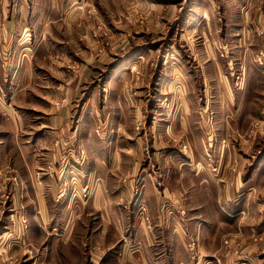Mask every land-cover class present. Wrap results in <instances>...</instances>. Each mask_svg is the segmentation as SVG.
<instances>
[{
  "label": "rangeland",
  "instance_id": "1",
  "mask_svg": "<svg viewBox=\"0 0 264 264\" xmlns=\"http://www.w3.org/2000/svg\"><path fill=\"white\" fill-rule=\"evenodd\" d=\"M15 1L21 13L19 6L27 0H0V39L1 24L9 18ZM54 1L60 5L55 18H61L52 28L53 40L38 47L39 53L50 54L33 59L40 85L61 82L66 88L69 84L76 98L73 119L84 110L87 114L88 109L96 110L91 131L101 138L110 130L120 147L132 148L131 153L154 146L175 145L185 151L193 146L199 155L190 164L191 172L202 170L210 179L202 186L178 179L176 185L169 168L167 185L135 182L134 193L144 198L126 202L123 218L117 219L125 225L121 239L117 241L119 231L112 225L102 233L115 243L116 255L137 253L140 240L132 233L140 226L150 230L175 222L188 229L184 257L189 255L194 264L199 260L202 264H243L239 261L247 257L264 263V73H247L246 65L241 72L215 73L212 58L202 54V49L208 52L207 39L205 43L190 26L195 0ZM252 2L264 6V0ZM80 5L85 10L80 11ZM201 13L194 14L201 17ZM220 15L223 10L217 9L216 16ZM100 17H107V22ZM88 19L92 20L87 24L82 21ZM259 32L264 34V27ZM25 35L26 31L19 32L20 44H29L23 41ZM1 44L0 264H94L92 251H107L110 243L100 239L105 224L89 201L96 187L86 184L81 193L73 190L63 175L69 154L64 158L52 155L55 160L49 162L42 153L47 145L80 146L77 158L85 163L84 146L72 140L73 133L51 136L49 141L33 136L38 125L33 117H27L19 134L9 130L3 119L9 116L8 81L3 80L8 75L3 72L21 69L31 53L29 47L21 51L19 47L15 54L13 46ZM92 49L94 56L87 54ZM103 50L108 51L107 57L102 56ZM217 51L220 61L228 64L220 42ZM256 58L261 63L264 47ZM37 91L41 92L40 86ZM62 96L56 102L59 107L65 105ZM88 98L93 99L92 106L87 105ZM171 117H177L172 133L178 136L167 132ZM184 117L191 119L190 141L185 137V123L179 124ZM70 189L81 201L72 205L81 214L71 235L61 233L63 199ZM218 257H222L220 262Z\"/></svg>",
  "mask_w": 264,
  "mask_h": 264
},
{
  "label": "crops",
  "instance_id": "2",
  "mask_svg": "<svg viewBox=\"0 0 264 264\" xmlns=\"http://www.w3.org/2000/svg\"><path fill=\"white\" fill-rule=\"evenodd\" d=\"M71 1L83 4L84 1H87L88 4V1L91 0ZM14 3L9 18L1 24L2 38L0 43L4 44V47L7 44L9 49L13 46L15 54L19 52V47L20 51L29 47L28 50L31 54L29 58H26L27 61L25 59V63L21 65L22 70L17 68L12 71L9 70V73L3 72L4 76L8 75V78L3 77V80L8 81L9 88V98L7 100L9 116L8 118L4 116L3 119L4 122H8L9 130L17 134L25 129L26 126L24 125L27 117H33L34 123L38 124L37 129L33 130L35 133L33 136L47 138L49 141L51 136H71L70 134L73 133L72 140L82 142L87 157L85 163L78 161L77 158L80 146L63 148L62 146L47 145L42 153L49 162L52 159L55 160L52 155L61 154V158H64L67 157L66 152L69 154L70 161L63 175L65 181H68L73 190L78 189L81 193V187L86 184L96 187L91 190L89 201L95 208L99 209L95 211V216L97 214V217H101L105 224L100 228V239L103 243L104 239L108 242L110 240V243L106 245L107 248L105 249L107 251H92L91 258L94 260V264H194L195 260L188 253V257H184V250L187 251L185 233L188 232V229L175 225V222H171L166 226L153 227L150 230L146 226H140L132 233L140 240L137 253L127 254L128 256L125 257L116 255L115 243H112L109 235L102 237V233L105 232V229H112V225L119 231L117 241L121 239L122 232L125 231V225L121 226L117 219L123 218L126 202H140L141 198H144L141 194L134 193L133 185L135 182H143L144 180L145 185L149 186L167 185L171 182L167 176L168 169L171 168L170 178L174 177V184L176 185L180 184L178 179H188L192 184L199 186L210 183V179L205 176L204 171L191 172L192 167H190V164H194V157L197 155L196 159H198L199 153L195 152L193 146L191 150L185 151L175 145L170 147L154 146L153 149L141 148L140 151L131 153L132 148L120 147V141L117 140V137H114V133L110 130L106 131L105 137L101 138L91 131V124L94 125L97 120L95 114L98 115V112L96 110L88 109V114L84 110L75 121L72 116L74 114L73 101L76 98L73 89L68 86L69 84L66 88L65 86L61 87V82H48L40 85L39 75L35 69L33 70L34 58H46L50 54L39 53L38 47L41 43L45 42L47 44V42L53 40L51 32L61 18L60 16L58 19L55 18L60 5L54 0L43 2L27 0L23 2L24 5L20 4L21 13H19L18 7H16L18 2L15 1ZM194 4L191 14L194 16L191 18L192 21L190 20L192 22L190 26L192 30H195L194 33H200L205 43L207 39L208 52L202 49V54L205 57L207 55V58L209 56L212 58V64L217 68L215 73L223 74L224 71L241 72L245 65L247 73H264V58H262L261 63L256 58L259 49L264 47V34L259 32L260 27H264V6L255 3L253 5L251 0H195ZM99 7L102 9L101 6ZM217 9L223 10V17L221 15L216 16ZM82 10L85 9L80 5V11ZM198 11L202 12L201 17L194 14ZM100 19L104 20L105 23L108 20L107 17H100ZM91 20L82 21L87 24ZM20 31L23 33L26 31L23 41L26 40L29 44H20L18 41ZM219 42L224 47V53L229 60L228 64L224 60L220 61L221 52L217 51ZM52 48L58 50L54 46ZM93 52L94 49L88 50L87 54L94 56ZM107 53V50H103L101 54L107 57ZM217 62L218 65L215 64ZM206 66L207 64L203 63L202 68L206 69ZM8 68L11 69L12 66ZM84 69L81 70V74L85 71ZM125 70L126 68L122 72ZM116 73L117 71L114 72V74ZM104 84H109V81L104 82ZM39 86L41 92L37 91ZM74 88L77 89L78 86ZM61 95L65 100L63 107L56 105V102L61 99ZM88 99L87 105L92 106L93 99L91 98V101L90 98ZM85 118H88L89 122H85ZM176 118L171 117L166 125L167 132L178 136L176 131L172 133L175 122H177ZM190 121L189 117H184L179 123L180 125L185 123V137L189 141L192 135V131L188 130L191 127ZM5 148H9V150L16 149L12 146ZM0 149L2 151V148ZM125 149L128 152L124 151ZM205 152L210 154L207 147ZM71 156L74 157L73 161H71ZM74 160L77 162H74ZM179 170L182 171H180V174H178ZM51 176L56 178L55 175ZM52 177H48L49 180ZM49 180H46L45 183L47 184ZM53 184H56L54 180ZM72 189L63 199L66 205L61 212V216L64 215L63 218L65 219L61 230L62 234L71 235L76 227V218L81 214H78L75 208L72 209L73 203L76 205L77 202H81L77 200V195L71 194ZM166 190L168 189H165L164 195H167ZM200 233L204 234V231L202 230ZM218 260L220 262L222 257H218ZM242 260L239 263L264 264L258 258L247 257ZM198 264H202L200 260Z\"/></svg>",
  "mask_w": 264,
  "mask_h": 264
}]
</instances>
